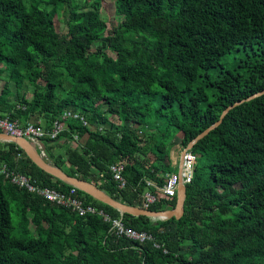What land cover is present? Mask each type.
<instances>
[{
	"label": "trees",
	"instance_id": "16d2710c",
	"mask_svg": "<svg viewBox=\"0 0 264 264\" xmlns=\"http://www.w3.org/2000/svg\"><path fill=\"white\" fill-rule=\"evenodd\" d=\"M73 1L0 0V115L21 124L39 118L47 131L69 109L101 124L90 129L68 119L57 139H41L45 156L140 206L141 192L155 191L147 181L161 187L178 170L170 158L176 133L186 147L225 107L264 89V0H114L110 29L100 0ZM65 5L59 32L54 18ZM96 41L101 45L92 48ZM235 45L250 49L245 74L222 70L211 79L208 71ZM198 77L203 84L194 85ZM207 85L215 89L212 100ZM61 137L79 147L59 152ZM191 150L198 156L178 219L121 215L75 189L111 218L152 233L153 241L141 244L115 236L98 214L53 204L0 174V264H264V93L230 109ZM0 163L39 186L71 188L13 142H0ZM116 163L123 165L122 189L109 171ZM175 203L176 195L161 197L149 209Z\"/></svg>",
	"mask_w": 264,
	"mask_h": 264
},
{
	"label": "built area",
	"instance_id": "2783aa9c",
	"mask_svg": "<svg viewBox=\"0 0 264 264\" xmlns=\"http://www.w3.org/2000/svg\"><path fill=\"white\" fill-rule=\"evenodd\" d=\"M68 119H77L90 129H102V125L96 122L89 124L79 111L67 109L61 113L59 118L52 121L50 129L47 131L43 128V124L39 118L28 119L24 124H21L17 119H11L8 115H0V132L25 138L31 145L40 151L41 154L45 155L41 139L44 136L50 139H57L58 135L65 129V123ZM76 137L77 136L74 135V138ZM197 156L198 155L194 153L191 148L183 147L178 155V159L181 160L180 170L169 174L161 187L151 181H147V185L153 186L155 191H151L147 188L141 192L139 197L141 203L140 207L149 208L150 205L159 201L161 197L171 198L176 194L179 184L185 186L189 183L192 179ZM109 171L112 180L116 183V187L119 189L124 188L126 179L122 174L123 165L121 163L111 164L109 166ZM0 174L5 181L24 188L31 193L40 195L53 204L67 206L79 214L94 213L100 215L104 221L111 223L113 233L117 237H125L139 244L145 241H153L152 233L127 227L124 225L121 218H111L107 213L95 208L92 204L85 203L81 197L74 194L75 189H78L74 186H71L68 191L42 187L25 174L10 170L5 163H0ZM153 246L159 247L156 242L153 243Z\"/></svg>",
	"mask_w": 264,
	"mask_h": 264
},
{
	"label": "water",
	"instance_id": "95a60500",
	"mask_svg": "<svg viewBox=\"0 0 264 264\" xmlns=\"http://www.w3.org/2000/svg\"><path fill=\"white\" fill-rule=\"evenodd\" d=\"M264 93V89L259 90L252 95H249L246 98L237 100L233 102L232 104L225 107L222 112L219 115V118L217 121H215L213 124H211L209 127L204 129L199 135L191 140L188 145L185 148H191L194 142L198 139L206 135L211 129L215 128L217 125H219L224 118V116L227 114V112L235 107L236 105L250 100L252 98H255L261 94ZM0 141H7V142H13L18 147H20L23 152L26 154L27 157H29L38 167L43 169L45 172L51 174L53 177L71 185L79 190L83 191L84 193L90 195L94 199L103 202L115 209H117L120 214L128 213L133 216H146L150 218L151 220H163L167 218L174 217L175 219L180 218V216L183 213V201L185 198V186L182 184H179L177 187V193H176V203L173 208L170 209H162V210H153L149 208H143L136 205H130L125 202H122L118 199H115L111 197L108 193H106L103 189L95 185L94 183H91L85 179H81L75 176H70L66 174L61 168L51 164L50 162H47L45 159H43L35 150V148L31 145L30 142H28L23 137H17V136H11L9 134L0 132ZM181 160L178 161V171L180 169Z\"/></svg>",
	"mask_w": 264,
	"mask_h": 264
},
{
	"label": "rangeland",
	"instance_id": "374dc122",
	"mask_svg": "<svg viewBox=\"0 0 264 264\" xmlns=\"http://www.w3.org/2000/svg\"><path fill=\"white\" fill-rule=\"evenodd\" d=\"M91 1L92 0H74L73 4L81 7L84 2L90 3ZM99 11H100L101 19L107 25V29H110L116 25V16L114 13V0H100ZM67 17H68V6L65 5L57 12L54 18L57 31L59 32L65 31V21ZM100 45H101V41H96L93 44L92 48H95ZM105 49L107 52L110 51V47H106ZM249 53H250L249 47L244 48L241 45H235L233 48H231L227 53H225L221 57L220 65L218 68H212L208 71L209 77L211 79L218 78L223 73L222 70H232L234 72H240L241 74H245L247 68V64L245 63V61L251 58ZM199 84H203L202 79H200V77L196 78V80L194 81V85H199ZM1 85H2V81H0V87ZM9 87L14 88V85L10 83ZM22 91L23 93H27V92L31 93L32 87L27 86ZM206 93H207V100H212L215 96V89L212 86L207 85ZM180 141H181V133H176L173 140L174 144L170 149V154L172 156L171 160L174 162V164L178 162L179 151L183 148V145L180 143ZM35 150L43 159H45L47 162H50V159H47V157L44 154H41V152L38 151L36 148Z\"/></svg>",
	"mask_w": 264,
	"mask_h": 264
},
{
	"label": "crops",
	"instance_id": "0c3cea01",
	"mask_svg": "<svg viewBox=\"0 0 264 264\" xmlns=\"http://www.w3.org/2000/svg\"><path fill=\"white\" fill-rule=\"evenodd\" d=\"M1 88V87H0ZM9 89L12 91V93L14 94L13 96H14V98L17 96L16 95V93H15V88H10L9 87ZM31 93H32V91H31ZM31 93H24V96L26 97V98H30V96H31ZM29 94V95H28ZM31 118H33V117H31ZM74 139H76V138H74ZM0 142H3V141H0ZM55 142H53V144H54ZM57 143H58V145H59V152H64L65 151V149H66V147H68V146H72V147H75V146H77V147H79L78 145H77V142L75 141V140H65V138H63V137H61L58 141H57ZM56 144V143H55ZM42 145H43V143H42ZM170 158H172V156H171V154H170ZM179 160V159H178ZM172 161V160H171ZM172 164H174V162L172 161ZM86 180V179H85ZM87 181H89V180H87ZM89 182H91V183H93L92 181H89Z\"/></svg>",
	"mask_w": 264,
	"mask_h": 264
},
{
	"label": "bare ground",
	"instance_id": "6f19581e",
	"mask_svg": "<svg viewBox=\"0 0 264 264\" xmlns=\"http://www.w3.org/2000/svg\"><path fill=\"white\" fill-rule=\"evenodd\" d=\"M176 193H177V190H176ZM175 195H176V194H175ZM175 195H174V196H175Z\"/></svg>",
	"mask_w": 264,
	"mask_h": 264
}]
</instances>
